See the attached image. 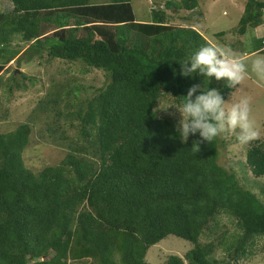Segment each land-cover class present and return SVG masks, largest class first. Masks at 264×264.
<instances>
[{
  "label": "trees",
  "instance_id": "16d2710c",
  "mask_svg": "<svg viewBox=\"0 0 264 264\" xmlns=\"http://www.w3.org/2000/svg\"><path fill=\"white\" fill-rule=\"evenodd\" d=\"M10 2L0 10V72L29 50L28 59L102 70L108 83L89 99H70L67 115L79 122L78 135L58 165L27 167L28 123L0 131V264H151L149 248L169 235L192 248L165 264H238L253 255L264 239V139L244 145L245 162L227 168L223 135L213 144L190 135L185 143L172 118L153 114L156 98L179 105L190 86L203 83L195 74L181 77L177 62L213 45L193 24L176 21L175 11L193 13L199 0H164L149 21L136 18L132 0ZM263 21L264 0H246L235 43ZM15 39L27 47L14 46ZM255 50L264 53V44ZM16 77L17 88L36 81ZM209 87L226 100L233 90L215 79ZM63 91L54 87L41 105L58 106ZM223 215L238 232L221 230Z\"/></svg>",
  "mask_w": 264,
  "mask_h": 264
},
{
  "label": "rangeland",
  "instance_id": "374dc122",
  "mask_svg": "<svg viewBox=\"0 0 264 264\" xmlns=\"http://www.w3.org/2000/svg\"><path fill=\"white\" fill-rule=\"evenodd\" d=\"M163 1L132 0L136 18L142 21L151 20L152 6L159 8L161 6H157L158 3ZM245 2L246 0H199V7L193 13L184 10L175 11V14L178 13L176 21L180 25L193 24L215 46L231 48L237 54L249 59L257 55L264 56V53H258L255 50L264 44V21L257 28H248L240 38L238 45L235 43L239 36L233 30L238 27ZM11 8L10 0H0V10L8 11ZM185 16L189 17V21L182 18ZM173 20L175 19L173 18L171 22ZM221 31L227 32V35L218 37L216 33ZM13 44L22 49L28 45L19 39H15ZM236 45L239 50L234 49ZM28 51L15 61L5 65V68L0 72V131L10 132L22 123L30 125L29 144L23 156L27 167L38 172L45 166L60 164L69 151L68 144L74 136L78 135L79 122L75 121L72 125V121L67 115L69 109L72 110L68 106L70 99L75 103L73 101V98H76L75 94L80 99L93 97L99 89L106 86L108 78L106 73L99 69L85 72V67L81 62H66L59 59L48 62L44 55V58L40 56L28 59L26 55ZM13 73L17 76L15 79L19 81H22V78L18 77L21 73L26 76H34L36 81L30 83L26 80L27 85H20V88H17L15 82L11 80ZM54 87L64 90L60 104L55 106L48 103L47 107L45 103L41 105V101L52 97L50 92H54ZM67 90L73 92H66ZM241 96L251 98V117L260 132L259 138L264 139V83L257 81L254 75L249 74L240 85L233 87L227 100L230 103ZM162 99L175 101L172 97L167 96ZM43 105L46 108L41 107ZM157 111L161 117L172 118L178 127L181 115L175 106ZM49 125L56 130L54 133L47 130ZM222 135L227 141V146L221 148V164L227 168L231 165L238 167L237 160L243 159L245 162L243 158L244 145L235 142V133ZM247 172L248 179L254 180L255 177L251 171ZM260 182L264 185L263 180ZM220 224L221 230L227 228L230 234L238 232L236 226L227 216H222ZM190 248H192L190 241L169 235L149 248L146 259L151 264H165L172 254L184 258V254ZM223 250V248L217 250L218 258L224 256ZM238 264H264V239L262 237L257 239L253 255L243 258Z\"/></svg>",
  "mask_w": 264,
  "mask_h": 264
},
{
  "label": "clouds",
  "instance_id": "9594fccd",
  "mask_svg": "<svg viewBox=\"0 0 264 264\" xmlns=\"http://www.w3.org/2000/svg\"><path fill=\"white\" fill-rule=\"evenodd\" d=\"M177 62L181 77L191 79L195 74L202 78L203 83L190 86L186 95H182L179 106L171 99L156 98L159 104L153 109V114L158 109L167 110L175 106L181 115L177 132L182 142L186 143L190 135L196 134L212 144L225 133H235L241 145H249L259 139L260 132L251 117V98L241 96L229 103L217 88L209 87V83L215 79L232 88L240 85L249 74L264 83V56L249 59L231 48L208 44ZM173 72L175 75L176 70ZM194 143L197 151L199 142Z\"/></svg>",
  "mask_w": 264,
  "mask_h": 264
}]
</instances>
